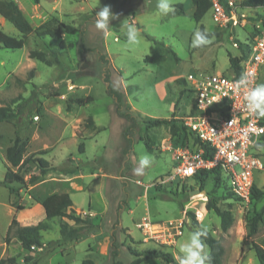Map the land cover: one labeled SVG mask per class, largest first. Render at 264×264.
<instances>
[{"label": "rangeland", "instance_id": "rangeland-1", "mask_svg": "<svg viewBox=\"0 0 264 264\" xmlns=\"http://www.w3.org/2000/svg\"><path fill=\"white\" fill-rule=\"evenodd\" d=\"M8 1L0 0V28L19 38L21 33L8 20ZM12 1L32 32L20 49L0 45V106H10L15 114L0 122V264H81L86 258L113 264L112 243L118 244L116 259L123 264H133L135 252L152 249L171 253L180 264L184 254L179 245L200 229L221 239L223 264H260L252 241L264 244V222L256 234L249 235L245 218L264 206V197L240 202L227 191L225 179L217 184L212 176L205 178L202 188L194 176H174L161 183L160 177L175 175L172 152L164 147L175 148L190 137L185 131L176 136L165 124L147 127L140 118L176 121L188 115L195 99L189 93L188 75L230 73L229 54L247 51L262 26L264 6L247 7L245 0H235L247 21L242 27L222 29L214 23L211 10L197 22L192 0H172L174 11L167 15L158 11V0H119L112 10L115 18L107 30H100L96 14L105 0ZM178 4H183V10ZM65 24L83 30L87 50L82 56L80 34L67 33ZM122 24L137 29L139 45L127 44ZM201 28L213 33L211 43L193 47L194 34ZM49 29L55 37L37 33ZM33 51L44 52L52 63L31 57ZM109 84L125 95L138 123H126L116 115ZM175 124L183 127L179 121ZM16 131L27 145L21 167L6 159ZM254 151L263 163L256 183L264 191V148ZM143 156L149 163L137 175ZM38 159L48 162L45 174L39 171ZM8 168L24 177V182L9 184L15 188L12 192L2 184ZM198 188L206 193H191ZM208 194L218 197L219 208L231 210L234 221L227 231L215 211L206 208ZM48 195L72 200L76 214L96 230L77 240L61 241L60 223L76 224L65 217L54 218L48 221L50 228L41 232L44 246L25 250L15 230L9 235L7 230L13 218L21 225L45 220L44 208L35 199ZM145 220L155 224L151 230L156 234L148 240L139 227ZM203 244L208 254L209 246ZM137 264L167 262L152 258Z\"/></svg>", "mask_w": 264, "mask_h": 264}, {"label": "built area", "instance_id": "built-area-1", "mask_svg": "<svg viewBox=\"0 0 264 264\" xmlns=\"http://www.w3.org/2000/svg\"><path fill=\"white\" fill-rule=\"evenodd\" d=\"M211 4L212 18L218 27L227 29L245 25L247 16L238 12L235 0H211ZM232 43L238 46L236 42ZM241 66L239 77L232 73L188 75L189 93L195 99L191 112L183 117L184 124L201 142L209 145L213 156L206 158L202 147L170 146L175 151V175L161 183H167L170 177L188 178L201 170L220 168L233 197L245 203L252 200L255 174L263 169L262 160L254 150L264 148V117L250 110L245 95L258 84L264 67V29L250 43ZM242 76L247 78V87L238 86ZM154 225L146 220L139 224L146 234L145 240L156 234L151 230Z\"/></svg>", "mask_w": 264, "mask_h": 264}, {"label": "trees", "instance_id": "trees-1", "mask_svg": "<svg viewBox=\"0 0 264 264\" xmlns=\"http://www.w3.org/2000/svg\"><path fill=\"white\" fill-rule=\"evenodd\" d=\"M32 1L34 3L40 2V0H32ZM118 1L119 0H105L104 3L102 4V7L109 6L111 12L113 13L112 10L116 6ZM192 3L195 7L193 11V18L197 22H200L203 19V17L207 14V12L211 10V5H212L211 0H192ZM6 5L10 10V15L8 17V20L21 33V37L18 38L9 35L0 28V45L8 49H20L24 46L25 38L27 37V35L32 32V27L28 22V20L24 17L21 9L19 8L16 2L9 0L6 3ZM243 5L247 7L264 6V0H245L243 2ZM178 7L182 8V10L184 8L183 4H178ZM64 28L67 33L73 34L78 32L80 34L81 40H80L78 53L80 54V56H82L84 51L87 50V48L84 47V39L82 38L84 33L83 30L82 29L79 30L74 26H70L66 24L64 25ZM263 29H264V20L262 21V26L258 28V33ZM201 31L203 32L202 28ZM37 33L39 35L49 34L53 37L56 36V32L53 31L52 29H49L47 30V32L44 33H40V32ZM208 35L210 37L213 35V33H209ZM61 45L62 47H64L63 44ZM249 48H250V43L248 44L247 51L242 52L240 55L229 54L228 56L230 62V73L234 74L236 77L241 76L242 73L241 62L247 57ZM52 53L55 55L56 61H58L57 52L53 50ZM30 56L37 58L40 61L46 62L48 64L52 63L50 60L46 59V54L42 51H33L31 52ZM101 59L103 62L109 63V59H107L106 57L102 56ZM106 81H108V79H106ZM108 91L115 98L114 112L116 113V115L119 118L123 119L126 123H133V125L138 123L137 120H135V117L133 116L132 108L127 102L125 95L122 92L118 91L116 88H114L112 84L108 85ZM14 115L15 114L10 106H0V122H2L5 119L13 118ZM140 121L142 123L147 124V127L158 126L162 124L169 125L171 127L172 132L176 136H179V133L181 131H185L188 137H190V141L177 143L176 144L177 146L180 145L191 146L193 148L202 147L204 151V156L206 158L213 156V151L211 150L209 145L201 142L200 139L197 137V135L193 131H191L187 126H185L183 119L176 120L181 122L183 127H180L177 124H175L176 121L173 119L141 117ZM146 146L147 148L150 147L149 144L147 143ZM26 149H27L26 142L21 139V137L16 131L13 142L11 143L10 146H8L6 150L7 161L13 167H21L22 164L26 161L24 159V154L26 152ZM79 150L83 151L82 144L79 146ZM36 161L38 163L40 173L45 174L49 170L48 162L45 159H38ZM169 176H171V174H169L168 176L167 175L162 176L159 178V181L161 182L162 180L168 178ZM210 176L213 177V180L217 184H220L224 180L220 168H215L213 170H201L196 175H194L195 179L198 181V183H200L201 188L205 178ZM16 181L24 182L23 175L20 174L18 171H14L11 168H8L5 173L4 181L2 182V184L5 187H7L10 190V192H12L15 190V188L9 186V184ZM229 193L231 196H233L231 192ZM208 196L209 197H208V202L206 204V208L215 211V213L220 217L222 230L227 231L231 227L234 221V217L231 210L229 209L222 210L217 205L218 197L211 196V194H208ZM262 197H264V191L259 189L255 184L253 188L252 200L259 199ZM35 201H37L43 206L45 211V220L39 221L37 224L34 225H21L16 218H13L7 230L8 235L11 234L13 230H15V235L25 250L32 251L34 248H42L44 246L41 232L43 230H47L50 228V224L48 221L54 218L65 217L72 220L76 224V226H69L68 223L65 221L60 223L61 241L77 240L81 236L96 230L95 228H93V226H90L85 220H83L80 215L76 214L73 208V203L69 199H62V198H57L54 195H48L42 198H36ZM245 220L248 226L249 235L256 234L259 229V224L264 222V206H262L260 210H254L249 216L245 218ZM115 236L116 234L115 232H113L112 237ZM199 237L203 243L209 246V253L207 254L209 259L206 261V263L223 264V256L225 253V248L221 239L216 238L215 236L212 235L210 231L205 229L199 230ZM252 248L254 249L256 257L260 262V264H264V244L257 241H252ZM111 249H112L111 253L114 258L113 264H123L122 261L116 259L117 256L119 255L118 244L112 243ZM135 255L137 256V258L132 262L133 264H137L144 260L152 259V258H162L167 262V264H177L171 253L158 251L156 249L149 250L144 254L135 252ZM26 260L27 261L31 260V257L26 256ZM2 262L3 261L1 260L0 263ZM81 264H97V263L91 258H86L81 262Z\"/></svg>", "mask_w": 264, "mask_h": 264}, {"label": "clouds", "instance_id": "clouds-1", "mask_svg": "<svg viewBox=\"0 0 264 264\" xmlns=\"http://www.w3.org/2000/svg\"><path fill=\"white\" fill-rule=\"evenodd\" d=\"M157 9L162 15H167L174 11L172 0H158ZM96 27L100 30H107L110 21L115 18L109 6L100 8L97 12ZM122 30L127 37L129 46H137L140 44L139 34L137 29L131 24H122ZM211 43L208 33L196 31L192 41L193 47H200ZM238 86L247 87L248 81L245 76H242L238 81ZM245 101L248 103L250 110L259 117H264V83L257 84L252 87L245 95ZM259 147V145H257ZM141 167L135 169L137 175L143 174V168L149 163L146 156L141 157ZM206 235V232H205ZM179 250L184 254V258L180 260V264H206L209 259L204 251V244L199 238V234H193L188 237L187 243H181Z\"/></svg>", "mask_w": 264, "mask_h": 264}, {"label": "crops", "instance_id": "crops-1", "mask_svg": "<svg viewBox=\"0 0 264 264\" xmlns=\"http://www.w3.org/2000/svg\"><path fill=\"white\" fill-rule=\"evenodd\" d=\"M164 148H166V149H169L168 151H170V152H172L171 153V156H172V158H173V161H174V167H175V165H176V159H175V151L173 150V149H171L170 148V146L169 145H167L166 147H164ZM259 171V170H258ZM257 173V172H256ZM169 183V182H168ZM255 183H256V174H255ZM256 185H257V183H256ZM191 191H193V190H191ZM72 201V200H71ZM39 206L41 205L40 203H37ZM42 206V205H41ZM40 206V207H41ZM92 207V206H91Z\"/></svg>", "mask_w": 264, "mask_h": 264}, {"label": "water", "instance_id": "water-1", "mask_svg": "<svg viewBox=\"0 0 264 264\" xmlns=\"http://www.w3.org/2000/svg\"><path fill=\"white\" fill-rule=\"evenodd\" d=\"M193 192H203L204 194L206 193V191L204 189L198 188V189H194L193 191H191V193Z\"/></svg>", "mask_w": 264, "mask_h": 264}]
</instances>
